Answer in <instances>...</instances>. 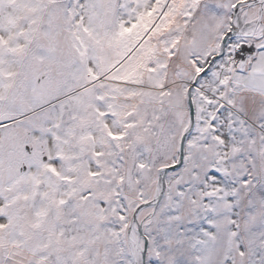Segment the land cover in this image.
Instances as JSON below:
<instances>
[{
    "label": "snow or ice",
    "instance_id": "snow-or-ice-1",
    "mask_svg": "<svg viewBox=\"0 0 264 264\" xmlns=\"http://www.w3.org/2000/svg\"><path fill=\"white\" fill-rule=\"evenodd\" d=\"M0 264H264V0H0Z\"/></svg>",
    "mask_w": 264,
    "mask_h": 264
}]
</instances>
